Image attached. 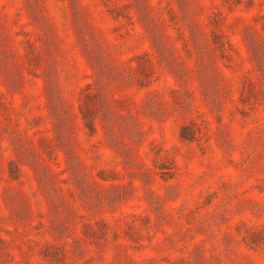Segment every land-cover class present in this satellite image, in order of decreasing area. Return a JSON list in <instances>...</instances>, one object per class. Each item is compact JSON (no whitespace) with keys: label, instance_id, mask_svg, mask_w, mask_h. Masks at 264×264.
<instances>
[{"label":"rangeland","instance_id":"rangeland-1","mask_svg":"<svg viewBox=\"0 0 264 264\" xmlns=\"http://www.w3.org/2000/svg\"><path fill=\"white\" fill-rule=\"evenodd\" d=\"M0 264H264V0H0Z\"/></svg>","mask_w":264,"mask_h":264}]
</instances>
